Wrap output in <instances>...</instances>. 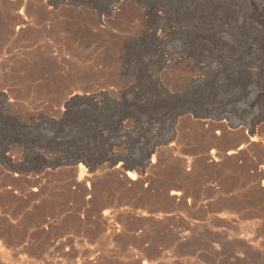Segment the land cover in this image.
Here are the masks:
<instances>
[{"label":"rangeland","instance_id":"rangeland-1","mask_svg":"<svg viewBox=\"0 0 264 264\" xmlns=\"http://www.w3.org/2000/svg\"><path fill=\"white\" fill-rule=\"evenodd\" d=\"M0 264H264V0H0Z\"/></svg>","mask_w":264,"mask_h":264},{"label":"water","instance_id":"water-1","mask_svg":"<svg viewBox=\"0 0 264 264\" xmlns=\"http://www.w3.org/2000/svg\"><path fill=\"white\" fill-rule=\"evenodd\" d=\"M3 96V95H2ZM191 112L189 109L187 108H181L179 110H177L174 115H173V122H175V119L177 116L180 115H185L187 113ZM196 116H198V114H195ZM201 117H206L204 115H200ZM121 119L122 117H120L118 119V124L121 126ZM236 125H233V127H235ZM162 142H158V143H154L151 148L143 155L140 157V161H139V166L141 167L142 170H144V168L146 167V165L148 164V162L150 161V157L156 147L157 144H160ZM62 157H60L59 159H61ZM65 158L67 159L66 162H59V159H57V161H47L46 165L54 168L58 165H68V166H73V165H77L80 161H82L84 164L91 166L92 169H94L97 166H101L105 163H109V168H114L117 167L122 161L126 160V157L118 154V153H114L111 148H107L104 153L97 158H94L92 160H84L78 157H70V155H66ZM125 169L129 168V166H124ZM42 168L38 169L37 171H40Z\"/></svg>","mask_w":264,"mask_h":264},{"label":"bare ground","instance_id":"bare-ground-1","mask_svg":"<svg viewBox=\"0 0 264 264\" xmlns=\"http://www.w3.org/2000/svg\"><path fill=\"white\" fill-rule=\"evenodd\" d=\"M74 99V98H73ZM68 103V102H67ZM69 104V103H68ZM67 104V105H68ZM255 137V136H254ZM231 154H233L232 152H231ZM230 154V155H231ZM153 157V156H152ZM3 159L6 161V162H8V163H10L11 164V161H10V159L9 158H7V157H3ZM153 160L154 159H150V162H153ZM152 165V164H151ZM126 175L128 176L127 178H130V179H134V175L131 173V172H126ZM173 194V193H172ZM178 195V194H177Z\"/></svg>","mask_w":264,"mask_h":264}]
</instances>
